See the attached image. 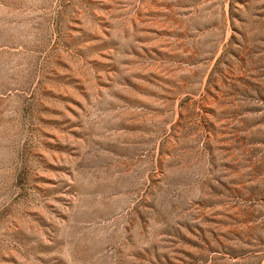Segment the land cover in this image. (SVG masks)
I'll return each instance as SVG.
<instances>
[{"label": "rangeland", "instance_id": "rangeland-1", "mask_svg": "<svg viewBox=\"0 0 264 264\" xmlns=\"http://www.w3.org/2000/svg\"><path fill=\"white\" fill-rule=\"evenodd\" d=\"M0 264H264V0H0Z\"/></svg>", "mask_w": 264, "mask_h": 264}]
</instances>
